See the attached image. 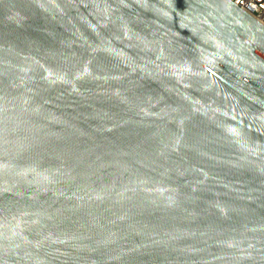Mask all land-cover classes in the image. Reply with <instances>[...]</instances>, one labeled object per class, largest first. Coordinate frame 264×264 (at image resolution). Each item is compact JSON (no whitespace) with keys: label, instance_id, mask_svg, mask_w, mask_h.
Instances as JSON below:
<instances>
[{"label":"water","instance_id":"water-1","mask_svg":"<svg viewBox=\"0 0 264 264\" xmlns=\"http://www.w3.org/2000/svg\"><path fill=\"white\" fill-rule=\"evenodd\" d=\"M0 264H264V25L0 0Z\"/></svg>","mask_w":264,"mask_h":264},{"label":"built area","instance_id":"built-area-1","mask_svg":"<svg viewBox=\"0 0 264 264\" xmlns=\"http://www.w3.org/2000/svg\"><path fill=\"white\" fill-rule=\"evenodd\" d=\"M264 25V0H229Z\"/></svg>","mask_w":264,"mask_h":264}]
</instances>
